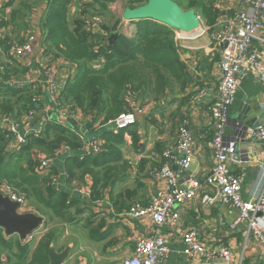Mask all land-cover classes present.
<instances>
[{
  "label": "crops",
  "instance_id": "crops-1",
  "mask_svg": "<svg viewBox=\"0 0 264 264\" xmlns=\"http://www.w3.org/2000/svg\"><path fill=\"white\" fill-rule=\"evenodd\" d=\"M5 7L6 5L4 4L0 8ZM215 7L219 10V16L213 24V31L222 33L226 27H232L236 24L237 21L234 19L233 14L240 9V3L236 0H217ZM1 9L0 20L9 19L11 15L8 14V9ZM42 13H45V10ZM41 20L42 17L38 20L29 17L27 22L30 23V27L39 35L38 43L41 40L43 44V38L40 39L42 34L39 28ZM124 21L126 25H135V27L130 29V33H136L138 20ZM0 29L5 30V28L1 27ZM7 39L8 37L6 36L5 41H8ZM94 39H96V36ZM104 41L106 42L108 40ZM192 43L195 45L194 49L179 51L180 58L187 66L192 78L191 83L184 90H181L179 85H176L175 90L172 88V93H168L170 91L168 89L163 97L152 99V102L148 104L142 114V107L138 106L135 101H131L129 97L131 109L138 107L140 111L138 112V123L131 127L130 134L121 144V151L123 152L128 149L130 154V157L122 155V161H126L130 165L125 177L123 175L117 180V183L112 189L113 192H110L109 188L103 191L104 197L97 204L98 207L92 206V201L84 198L82 194L76 195L73 192V198L81 199L83 210L81 213L75 214V220L73 222H62L64 224L62 236L65 238L68 235V228L73 227L80 219L83 220L81 223L82 227L88 231V236L84 240L85 246H82L81 251L82 258L86 260V264H96L100 261H102L101 264H115V262L121 264L125 257L133 254L135 242L139 236H151L155 234L153 223L148 221L142 223L136 219H129L122 216V212L129 207L130 200L133 198L147 203L149 198L158 189L166 187V184L162 180L150 177L148 170L161 164L163 160L162 153L165 148L176 145L178 129L183 120L188 121L193 133L195 151L194 163L186 174L193 175L199 180V188L194 198L180 206L179 221L176 224L168 223L160 227V232L167 240L169 247L168 258L165 264H209L200 257H188L184 253L185 243L183 241V234L188 229H195L200 239L204 243L212 245V247L217 245H226L229 247L232 251L233 259L231 264H264V236L258 237L254 233V230L250 229L246 221L236 223L235 221L239 215V210L230 203L219 197L210 203L204 201L206 195L216 193V189L208 185L206 179L211 174L215 165L214 137L216 131L213 124L211 107L217 97L219 59L222 48L219 40L211 34L201 39H196ZM252 45L258 52L263 50L257 39H255ZM55 53L57 52L55 51ZM2 55H4L3 58L5 61L12 58L7 52L1 53L0 58ZM49 56H45V58L47 59ZM101 61L103 59L95 61L94 65L92 62L90 64L99 67L103 63ZM13 62H16L15 66L12 65ZM67 62L68 67L73 68L75 77L78 71V64ZM9 68L13 74H32L35 77H38L39 73L37 71H40L36 61L33 64H27L14 59L10 63ZM204 87L208 90V94L201 97L199 91ZM27 89H32V91L38 90L35 85ZM35 94L42 95V105H38L39 113L36 118L37 124L40 120L45 119L47 116L46 111L48 110L50 112V107L47 105V97L44 92L38 91ZM133 103H135V106H133ZM246 106L248 109L244 112ZM154 107L157 108L156 113H160L161 116L168 118L162 122L160 127L154 125L157 122L154 116H151L150 119L148 118L150 110ZM75 116L70 123L73 129L81 128L82 131L88 130L87 140L81 139L82 146L77 150L72 149L70 146L64 149L66 145L59 148H62L63 151L56 156L55 163L51 167L53 168L55 166L58 170V173L53 176V183L58 190L68 191V189H71L65 183L68 182L67 178L70 175L66 169L65 162L69 158L83 159L82 157L85 156L88 149L93 153V145L88 144L90 141L93 142L94 137L91 136V133H95L97 140L101 141L104 144L103 146H105L100 132L104 128L109 127L108 123L101 125L97 122L99 125L95 123L92 129H88L87 125L91 120V116H84L80 110L76 111ZM142 116H146L145 120L151 121L149 130L146 129L147 122L144 118H141ZM49 117L50 119L45 124V128L49 122L59 123L60 117L54 111ZM239 120L247 129L254 125L264 124V86L252 74L243 78L230 107V120L226 129L228 136L234 133L235 124ZM109 129L112 130L111 128ZM112 131L116 133L114 130ZM131 132L139 135L137 142L133 141ZM243 136L238 144L237 154L248 155L247 159H249V164L243 165L232 160L229 163V167L234 173L243 174L242 193L246 198L250 193L264 191V176L260 165L264 163V140L253 138L245 133ZM51 168L47 173L52 170ZM66 174L68 175L65 176ZM87 179L93 183L91 176H88ZM71 181L73 183L72 189L77 188L78 182H82L77 179H71ZM123 201H126V207H123L121 203ZM35 206L38 208L37 204L34 207L30 205L28 212L36 213ZM70 210L73 213L75 212V208L73 207ZM91 231L95 232V239L91 237ZM123 232H126L127 235L123 236ZM114 234H117V236H114L115 239H110L102 250H98V245H101ZM59 240L58 238L57 242ZM57 242L51 248V255L56 253L60 255L66 252L67 256L62 264H69V260H73V256L75 255V246L68 244L61 248L60 252H56ZM111 258L114 260L108 262Z\"/></svg>",
  "mask_w": 264,
  "mask_h": 264
},
{
  "label": "trees",
  "instance_id": "trees-1",
  "mask_svg": "<svg viewBox=\"0 0 264 264\" xmlns=\"http://www.w3.org/2000/svg\"><path fill=\"white\" fill-rule=\"evenodd\" d=\"M48 1L50 5L41 29L43 43L48 45L49 55L78 64L74 79L66 83L62 95L72 109L80 110L84 116H92L88 128L92 129L96 122L106 125L121 113L131 110L130 93L138 94V100L146 96L159 99L170 87L179 85L184 90L191 83V74L180 58L174 39V28L153 19H141L137 21L133 38L119 34L111 44L109 41L100 43L93 40L95 35L85 29L86 22L82 17L70 24L67 11L72 0ZM117 1L90 0L98 13L105 12ZM125 1L131 7L147 2ZM175 1L185 10L196 9L208 25H213L219 16L215 7L217 0ZM16 18L14 10L10 19L0 20V27L7 28ZM101 59H104L102 67L93 66ZM38 91L41 89L18 91L0 86V112L11 113L14 118L21 117L23 112L36 107L33 97ZM100 133L105 142L102 153L83 159L69 158L65 162L70 174L67 181L77 179L83 182L88 176L93 178V200L104 197L103 191L107 188L113 192L117 180L123 175L125 177L130 167L128 162L122 161L124 131L114 133L106 127ZM131 134L133 141L137 142L139 135ZM11 138V133L0 128V185L6 182L24 193L43 212L44 208L52 220L58 218L62 222H73L75 214L83 210L81 199L55 187L53 176L58 173L55 166L48 173H39L40 161L35 160L31 152L37 148L54 153L63 145L77 150L82 146L80 136L56 122H49L42 137H29L18 151L7 150ZM121 203L123 207L127 206L126 201ZM72 207L75 208L74 213L70 210ZM58 232L57 228H51L35 241L22 240L19 235H7L0 228V264H51V248L57 242ZM90 234L95 239V232Z\"/></svg>",
  "mask_w": 264,
  "mask_h": 264
},
{
  "label": "built area",
  "instance_id": "built-area-1",
  "mask_svg": "<svg viewBox=\"0 0 264 264\" xmlns=\"http://www.w3.org/2000/svg\"><path fill=\"white\" fill-rule=\"evenodd\" d=\"M236 1L241 5L240 9L233 14L237 22L232 27H226L224 32L213 31V25L206 24L201 14L198 13L200 25L190 32L174 29V39L180 52L185 49H194L195 45L192 42L208 34L219 40L222 48L219 59V81L217 97L211 107L216 131L214 137L215 165L206 179V183L216 189V193L206 195L204 201L210 203L219 197L230 203L239 210L235 222H248L250 229L254 230L258 237H262L264 236V191L250 193L245 198L242 193L244 176L231 171L229 163L234 160L243 165L249 164L248 155L237 154L238 144L244 137V133L264 140V124L254 125L247 129L239 120L235 124L234 133L230 136L227 135L226 129L230 120V107L243 78L249 74L255 75L264 86V0ZM255 39L263 48L261 52L253 48L252 44ZM5 40L6 32L0 29V54L3 53L2 46ZM38 41L39 35L36 32L29 33L22 44L12 45L7 49V53L12 58L8 59L5 64L0 62L1 87L21 91L35 85L41 89V92H44L47 105L50 107V112L46 111L45 119L36 124L39 113L38 103L42 100V95L34 94L33 102L36 103V107L26 111L21 121L13 120L8 114L0 116L1 130L12 134L7 145L9 152L18 151L28 142L29 137H42L45 124L49 121V115L53 111L60 117L58 124L75 131L82 140H87L88 130L73 129L70 124L76 117V111L79 110L72 109L70 104L69 110H65L64 107L66 103L62 95L64 87L70 79L74 78V70L72 68L69 72L67 61L62 58L56 59L58 61L45 67L42 76L38 75V77L32 74H13L10 71L9 66L14 59L27 64H33L36 61L39 69H43L40 59L43 57L41 54L44 53V49H40L39 52L40 43ZM50 58L54 57L50 55L47 59ZM59 67H63V72L59 70ZM199 93L201 97H204L208 94V90L204 87ZM139 111L138 107H134L121 113L108 123L109 128L116 133L124 131L125 141L130 134L129 129L138 123ZM88 144L93 145V153L88 149L82 158L90 156L89 154L102 153L104 150V144L97 140V137H94L93 142L90 141ZM66 148L69 147L65 146L64 149ZM62 151V148L57 149L52 155L41 160L37 171L42 174L47 173L55 163L56 156ZM162 157L161 164L150 168L148 175L153 179L162 180L166 187L158 189L147 203L139 200L133 201L122 212V216L129 219H136L142 223L147 221L153 223L155 234L139 236L135 242L133 254L125 257L121 264H165L169 247L167 240L160 232V227L168 223L176 224L180 219V206L194 198L199 188V180L193 175L186 174L195 160L194 136L187 120L180 123L176 145L165 148ZM260 165L264 176V163ZM71 190V195L73 192L76 195L82 194L84 198L92 201L94 207H98L97 204L102 200H93V189L90 184ZM0 194L17 201L19 212H28L30 206L27 207L26 195L21 194L9 183L3 182L0 185ZM33 236L34 232L29 237L33 239ZM183 241L185 243L184 253L188 257H200L209 264H231L233 261L229 247L226 245L212 247L204 243L195 229L186 230L183 234Z\"/></svg>",
  "mask_w": 264,
  "mask_h": 264
},
{
  "label": "rangeland",
  "instance_id": "rangeland-1",
  "mask_svg": "<svg viewBox=\"0 0 264 264\" xmlns=\"http://www.w3.org/2000/svg\"><path fill=\"white\" fill-rule=\"evenodd\" d=\"M49 3L50 2L48 0H4V1H0V5H4V4L6 5L5 8L8 9L7 12L9 15H12V12L14 10H16V12H17L16 20H14L12 22V25H8V27L5 28L6 36L8 37V39H7L8 41H5L3 46H2L3 52H7V49L12 45L22 44V42L25 40V38H27V35L29 33L35 32L30 27V23L27 22L29 17L31 19H34V20H38L39 18L42 17V20L39 24L40 30L42 29V24L44 21L43 18L46 17V13L48 10L47 8L50 5ZM25 4L30 6L31 8L29 9L27 6H25ZM127 7H131V6L127 5L125 0H118L117 2L113 3L109 7V9L106 10L105 12L98 13L96 8L91 4L90 0H72L70 2V4L68 5L67 17H68V20L70 21L71 25L74 24V21L77 18L82 17V19L86 22L85 29H87L89 32H92L96 36V39H93V40L100 42V43L104 40L109 41L110 38L117 32H120V34H123L124 36H126L128 38H133L135 33L131 34L130 29L135 27V25H131V24L126 25L125 24L126 22L124 20H122L120 22V24L118 25V27H116L114 29V26H115L117 20L122 18L123 13ZM5 8H2V9H5ZM43 10H45V13H42ZM25 13H26V15L23 17L22 15H24ZM9 19H10V16H9ZM103 37H105V39H103ZM42 38L44 39L43 34L41 35L40 39H42ZM201 38L202 37H199L197 39H201ZM46 48L48 49V45L46 46L44 43L42 44L41 40H40L39 52H40V49H44V53H42V54L40 53L43 56L40 59L41 63L43 64V69H40V71H39L40 76H42V73L45 71L44 70L45 67H48L51 63L58 61V60H56L58 58H56V59H54V58L46 59L45 58V56H48L50 54V52H47ZM3 57H4V55H2V57L0 58V62L5 64L6 61ZM103 61H104V59H103ZM103 61H101V63ZM102 64L99 67H102ZM12 65L15 66L16 62L15 63L13 62ZM59 70L63 72V67H59ZM71 71H72V68L69 67V72H71ZM172 88L175 90L176 86H172ZM173 89H171V87H170L169 88L170 91H168V93L169 92L172 93ZM129 97H130L131 101H135L138 106L142 107L141 114L144 112V110L146 109L148 104L152 102L151 101L152 96L144 97L143 99H141V103H140V100H138L139 99L138 94L130 93ZM64 107H65V110H69V103H65ZM156 110H157L156 107L151 109L148 118L150 119L151 116L152 117L154 116V118L157 120V122L154 125L160 127L162 122H164L168 118L161 116L160 113H156L157 112ZM95 112H97V111H95ZM5 113H8V112H4V114ZM4 114H2L0 112V116H2ZM8 114L11 115V118L13 120L21 121L22 116L25 114V112H23V115L19 118H14V116L12 117L11 113H8ZM141 118H144V120H145L146 116H142ZM145 121L147 122L146 129L149 130L151 121L150 120H145ZM96 124H97V122H96ZM97 125H99V124H97ZM145 132H146V130H145ZM91 136L95 137L96 135H95V133H91ZM156 139H158V138L156 137ZM124 151H125V153H124ZM124 151L123 152L121 151L122 155L123 156L127 155L126 157H130L128 149H126ZM31 153H32V156L34 157V159L38 160V161L44 160L53 154V153H47V152L40 150V149H37V148H33ZM67 175L68 174H66L65 176H67ZM65 176H64V178H65ZM65 183L67 184L68 188L71 187V189H72V184H73L72 181H68ZM89 184L91 185V181L89 179H87L84 182H78L77 187H86ZM21 194H24V193H21ZM136 200L137 199L133 198L132 200H130L129 204H131L133 201H136ZM30 205H33V207H34L35 203L27 197V207ZM43 210H44V212L46 211L44 208H43ZM44 212L40 209V207H38V208L36 207V213L44 217V222L39 226V228H37L35 230L33 239H35V241H37L49 229L57 228L59 231L57 236L60 240L57 242L55 251L60 252V249L65 247V245L67 246L68 244L71 246H75L76 252H75V255L73 256V260H69L70 261L69 264H86V260L84 258H82L83 255H82L81 251H82V246H85L84 240L88 236V231L82 227L81 223L83 220L80 219L73 227H71V228L69 227L68 228V235H66V237L64 238L62 236L63 231H64V224H62V221L59 220L58 218L52 220L49 217V215L46 214V212L45 213ZM126 235H127V233L123 232V236H126ZM114 236H117V234L111 235L108 240L103 242L101 245L99 244L98 250H102V248L105 247L104 245L107 244L110 239H115ZM29 238H27L26 240L32 239V238H30V239ZM113 260L114 259L111 258L110 260H108V262H112ZM101 263H102V261H100L99 263H96V264H101ZM115 264H117V262H115Z\"/></svg>",
  "mask_w": 264,
  "mask_h": 264
},
{
  "label": "water",
  "instance_id": "water-1",
  "mask_svg": "<svg viewBox=\"0 0 264 264\" xmlns=\"http://www.w3.org/2000/svg\"><path fill=\"white\" fill-rule=\"evenodd\" d=\"M153 19L174 29L190 32L200 25L196 9H183L175 0H147L146 3L135 7H127L122 18L118 19L114 29L122 20ZM119 32L109 40L113 43ZM248 107L246 106L244 112ZM68 192H72L68 189ZM19 203L0 194V228L7 235H19L22 240L27 239L44 222V217L35 212H19ZM67 253L50 254L52 264H62Z\"/></svg>",
  "mask_w": 264,
  "mask_h": 264
},
{
  "label": "clouds",
  "instance_id": "clouds-1",
  "mask_svg": "<svg viewBox=\"0 0 264 264\" xmlns=\"http://www.w3.org/2000/svg\"><path fill=\"white\" fill-rule=\"evenodd\" d=\"M120 34V33H119Z\"/></svg>",
  "mask_w": 264,
  "mask_h": 264
}]
</instances>
